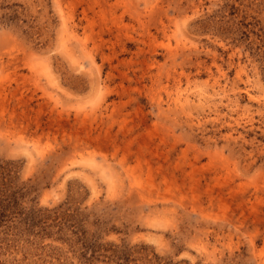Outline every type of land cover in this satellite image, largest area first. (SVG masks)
I'll use <instances>...</instances> for the list:
<instances>
[{"label": "rangeland", "instance_id": "obj_1", "mask_svg": "<svg viewBox=\"0 0 264 264\" xmlns=\"http://www.w3.org/2000/svg\"><path fill=\"white\" fill-rule=\"evenodd\" d=\"M0 264H264V0H0Z\"/></svg>", "mask_w": 264, "mask_h": 264}]
</instances>
